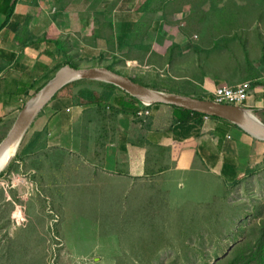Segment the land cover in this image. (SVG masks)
<instances>
[{"label":"rangeland","instance_id":"1","mask_svg":"<svg viewBox=\"0 0 264 264\" xmlns=\"http://www.w3.org/2000/svg\"><path fill=\"white\" fill-rule=\"evenodd\" d=\"M238 1L237 6L227 8L264 12V7L257 6L259 0H253L252 6L246 0ZM188 3L182 7L190 13L173 22L172 32L160 28L152 33L164 61L153 57L154 64L138 59L121 65L132 78L186 89L197 68L200 73L218 75L222 62H215L213 54L219 51H252L264 61V18L260 21L258 16L252 25H242L240 20L230 21L226 12L220 13L223 0ZM174 38L185 42L173 55ZM117 47L114 54L121 57ZM131 51L134 58L140 54L135 48ZM72 53L84 58L81 52ZM106 54L108 59L112 55ZM91 59L83 67L100 66ZM96 81L100 80L86 84L103 92L101 82ZM117 90L127 93L119 87L114 92ZM154 90L169 92L161 87ZM207 96L211 98L204 99L214 101L213 92ZM245 103L237 106L246 107ZM14 120L0 124V143ZM104 122L110 124L107 118ZM99 124L84 116L73 137L76 151L59 155L56 168L40 164V170L33 173L15 155L13 168L7 166L0 173V264H223L235 246L247 238L255 241L251 226L264 225V142L256 144L248 169L234 180L196 165L190 173L152 176L151 184L143 178L128 193L123 189H129L128 184L85 185L96 173L90 169L87 176L85 170L91 167L97 148L94 137ZM31 127L22 142L30 137ZM47 159L41 160L45 163ZM84 187L86 190L78 191Z\"/></svg>","mask_w":264,"mask_h":264},{"label":"crops","instance_id":"2","mask_svg":"<svg viewBox=\"0 0 264 264\" xmlns=\"http://www.w3.org/2000/svg\"><path fill=\"white\" fill-rule=\"evenodd\" d=\"M169 1L161 0L145 9L146 0H18L12 10L5 0H0V124L15 119L31 94L40 90L63 66L64 51L81 52L84 59H99L102 55L106 58V53L111 52L107 23H112L114 29L113 53L117 46L123 52L126 44H139L152 48L149 55L163 54L156 51L160 43H155L152 33L160 28L172 32L173 22L184 20L182 16L190 13L188 9L167 5ZM136 28L145 32L132 35ZM96 29L101 30L99 36L94 32ZM174 40L172 47L185 42ZM213 60L222 62V68H217L218 75L200 73L197 68L194 85L200 86L204 94H211L222 85L235 87L250 82L252 88L245 106L264 123L263 59L252 51L236 54L219 51L213 54ZM127 101L125 93L114 92L111 103L127 110L125 114H117L112 107L99 111L95 104L76 105L68 92L54 97L31 127L32 132H47L45 152L35 159L37 166L45 156H53V152L65 156L72 153L73 136L84 116L95 119L113 139L102 154L103 165H95L99 160L93 158L91 167L85 170V174L90 169L96 172L85 185H131L129 189L123 188L126 192L135 190V184H141L143 178L150 182L158 174L190 173L196 165L234 180L248 169L253 148L262 143L225 120L209 117L202 118L201 124L181 122L177 120L182 117L180 111L164 104L150 108L146 122L150 127L144 128L146 118L135 117L140 109L133 113L126 106ZM147 142L164 147L165 157L156 160L155 155H147ZM162 162L169 169L157 173ZM42 165L56 168L49 158Z\"/></svg>","mask_w":264,"mask_h":264},{"label":"trees","instance_id":"3","mask_svg":"<svg viewBox=\"0 0 264 264\" xmlns=\"http://www.w3.org/2000/svg\"><path fill=\"white\" fill-rule=\"evenodd\" d=\"M7 5L12 7V10L15 6V4L17 3L18 0H5ZM161 0H146L145 2V6L148 9L149 7H151L150 5H152L153 3H158ZM189 0H181L180 4L178 5L177 2L178 0H170L168 4L171 5H175V6H179L182 7L183 5H188ZM240 1H244V0H240ZM248 2L249 6L255 5L253 4V0H246ZM238 0H234L231 1L229 0V3H226L225 0H223V9L220 11L221 12H226V17L229 18L230 21H234L233 19L236 20H240L241 22H239L242 25H245V23L247 25H252V21L255 18H258V16L261 17L260 21L263 20L264 18V12L259 13L258 11H254L250 8H248L245 11H238V10H234L232 8H227L228 6H237L238 5ZM257 3L259 5L257 6H262L264 7V0H259L257 1ZM183 8V7H182ZM185 9H188L187 7H184ZM137 9H141V7L138 6ZM189 10V9H188ZM244 20V21H242ZM261 23V22H259ZM100 29H96L94 30V32L96 34H98V36L100 35ZM106 32L108 33V39L110 41V44L108 46V50H110L112 53V56L108 59L105 58L103 55L99 58V59H95L92 63H95V65H97V62H99L100 65H104L106 67H108L111 70H114L118 73L124 74V75H129L131 77L130 74H128L123 67H121V65L125 66L128 62L131 61H137L138 59H142L143 60H148L149 64H154L156 63V60H162L164 61V59L166 58L165 55H161V54H147L148 52H150V50H152L151 47L149 46H142L139 44H126L124 51L122 52V56L119 57L116 54L113 53L114 47L111 45V39H112V34H114V29H113V25L112 23H107V30ZM145 30H143L142 28H136L134 30H132V35L135 34H141L144 33ZM217 48H219V45H216ZM179 46H173L172 47V51L170 53H175V49L178 48ZM132 48H136L138 49L141 54H139V56L137 58H134L132 55ZM198 51V49H196ZM73 50H69L64 51L63 54L65 55L66 60L64 61L63 65H70L72 68H78V67H83V66H87L84 65V61L90 60V59H84V58H80L76 55H74L73 53L71 54ZM144 52L146 54H144ZM169 53V54H170ZM173 53V55H174ZM153 57H156V60L153 59ZM174 57V56H173ZM109 60V62H107ZM169 61L171 63V57L169 58ZM204 74H206L207 72L204 71ZM194 81H196V74H194L193 76ZM133 80L135 82H138L140 84H143L147 87H151L154 89H157L158 87H161L163 89H165L166 91L172 92V93H177V94H184V95H188V96H194L200 99H204V98H211L209 96H207V94L205 95L202 90L201 87L200 90H196V85H194V81L191 80H187L188 81V85L189 88H186L187 90L183 89V87H173L171 85H163V84H156V85H151L148 83H144V82H140L137 79ZM95 80H89V79H79L78 81H74L68 85H66L65 87H63L56 95H59L61 93L64 92H68L69 96L73 99L74 104L76 105H87V104H95V109L99 110L101 108L104 107H112L114 109V112L117 114H125L126 113V109L124 106H122L121 109L116 108V106H114L111 101H112V95L114 94L115 89H118V87L114 84L108 83V82H102V81H96V82H101L99 84H101L103 86V92L100 91L102 90L100 89H92L91 87H89V85H87L86 83L88 82H94ZM75 90V91H74ZM74 91V92H73ZM33 94H31L32 96ZM30 96V97H31ZM126 100H128L126 102V106H129V108H132L133 113L136 112L138 109H144V105L139 102V100H137L136 98H134L133 96L129 95L126 93ZM157 104L153 105L156 106ZM134 106V107H132ZM177 110L180 111V113L182 114V117H179V119L177 118V120L181 121V122H195L197 124H201L202 123V118H205L206 115L201 114V113H197V112H192V111H188V110H184L178 107H174ZM100 111V110H99ZM216 118V117H213ZM149 119V118H148ZM148 119L146 120V122L148 121ZM219 119V118H217ZM143 120V119H141ZM222 120V119H219ZM148 124V123H147ZM146 123L143 124V127L145 128L150 127L149 125H147ZM233 125V124H232ZM102 126V125H101ZM98 126V133L97 135L94 137V145L95 142L97 144V148L95 147V149H93V153H92V158H98L99 160V166L103 165L102 160H103V153L105 150L106 145H108L109 143H112L113 139L111 136V133L104 129V127ZM235 126V125H234ZM46 133L45 131L42 132H34L30 135L29 138H27V141L24 140L18 150V152L16 153V156L14 157V159H19L21 165L26 166L28 164L29 167H27V169H30L33 173H37L40 168L39 166H37L35 159L37 158L38 155H40L41 153L45 152L46 149ZM74 137V136H73ZM96 146V145H95ZM147 148V155H155L156 160L160 158H164L165 157V148L159 145H154L151 144L149 142L146 143ZM75 148H74V144L72 146L71 152H75ZM59 155L60 156H64V154L62 152L54 154L53 156H48L51 164L54 167H57L58 165H60L59 162ZM153 155L151 157H153ZM149 158V157H148ZM14 159H12L11 163L8 165L7 169L10 170L11 168H13L14 165ZM27 159H29V163H27ZM42 164V160L41 163ZM168 168L167 164H165L164 162L161 163V165L158 167V171L157 173H162L164 171H166ZM147 174V173H146ZM87 187H84L83 189H79L78 191H84L86 190ZM95 193V191L91 192V194L93 195ZM129 193V192H128ZM131 193V192H130ZM130 195V194H129ZM128 194L125 195V200L127 199V197L129 196ZM85 196V194L83 195ZM13 200L17 201L16 197L12 198ZM252 229V235L256 236L255 241L250 240V238H247L244 242H242L240 245L235 246L232 251L230 252L229 255H227L226 260L223 262V264H264V225L261 223H256L253 226H251ZM225 259V258H224Z\"/></svg>","mask_w":264,"mask_h":264},{"label":"water","instance_id":"4","mask_svg":"<svg viewBox=\"0 0 264 264\" xmlns=\"http://www.w3.org/2000/svg\"><path fill=\"white\" fill-rule=\"evenodd\" d=\"M79 79L100 80L114 84L144 105H170L225 120L254 140L264 142V123L253 110L244 106L222 104L209 99L154 90L104 65L78 68L64 65L24 103L18 112L9 132L0 143V173L9 165L6 166V163L11 156V151L17 152L25 134L44 107L63 87Z\"/></svg>","mask_w":264,"mask_h":264},{"label":"built area","instance_id":"5","mask_svg":"<svg viewBox=\"0 0 264 264\" xmlns=\"http://www.w3.org/2000/svg\"><path fill=\"white\" fill-rule=\"evenodd\" d=\"M250 91V82H243L235 87L227 85L219 86L213 91V98L215 102L222 104L243 105L246 102ZM136 115L141 118L150 116V106L144 105V109H140Z\"/></svg>","mask_w":264,"mask_h":264},{"label":"bare ground","instance_id":"6","mask_svg":"<svg viewBox=\"0 0 264 264\" xmlns=\"http://www.w3.org/2000/svg\"><path fill=\"white\" fill-rule=\"evenodd\" d=\"M67 85H68V84H67ZM208 94H209V93H208ZM14 152H15V151H11V154H10L11 156L9 157V160H8L7 163H6V166L10 163V161L12 160V158L16 155L17 152H15V153H14Z\"/></svg>","mask_w":264,"mask_h":264}]
</instances>
